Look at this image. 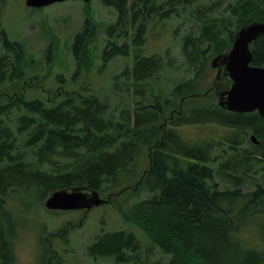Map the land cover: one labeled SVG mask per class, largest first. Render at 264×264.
Returning a JSON list of instances; mask_svg holds the SVG:
<instances>
[{"label": "trees", "instance_id": "trees-1", "mask_svg": "<svg viewBox=\"0 0 264 264\" xmlns=\"http://www.w3.org/2000/svg\"><path fill=\"white\" fill-rule=\"evenodd\" d=\"M99 1L116 16L106 27L101 58L105 64L128 55L132 48L134 66L130 72L124 69L123 77L132 81L134 93L125 107L107 118L96 97H79L73 90L61 100L53 97L55 92L47 99L28 98L25 90L5 93L0 102V264L13 263L15 233L8 236L9 227L2 225L3 220L10 222L4 204L12 193L39 201L55 189L86 185L112 196L119 175H134L137 168L138 141L124 129L155 123L163 106L169 107L171 96L191 98L200 93L188 78L171 82L172 95L152 99L156 97H152L153 83L162 80L158 72L163 57L142 53L149 18L161 16L166 5L171 9L194 6L197 25L180 38L183 61L194 73L207 53L215 55L231 44L239 26L264 20V0H234L227 16L220 17L207 14L214 5L196 7V0H130L129 6V0ZM88 23L85 18L84 29L72 43L76 66L71 78L91 63L90 53L83 48L97 29ZM130 29L132 39L117 43L128 37ZM0 40L5 52L0 53V85L15 83L21 62L18 42L1 27ZM252 52V63L264 66V34L253 43ZM191 123L203 128L215 124L219 129L192 136L182 128ZM170 124L141 174L149 195L134 209L135 218L159 250L170 255L165 264H264V179L253 180V189L248 188L249 175L264 171V117L256 111L233 112L206 102L192 106ZM248 134L257 142L248 141ZM215 148L218 153L212 154ZM253 224L257 230L248 239L244 231ZM140 247L132 231L119 229L96 235L88 252L118 264H141Z\"/></svg>", "mask_w": 264, "mask_h": 264}, {"label": "rangeland", "instance_id": "rangeland-1", "mask_svg": "<svg viewBox=\"0 0 264 264\" xmlns=\"http://www.w3.org/2000/svg\"><path fill=\"white\" fill-rule=\"evenodd\" d=\"M129 2L130 0L128 6ZM195 3L200 8L214 5L207 14L220 17L227 16L234 0H196ZM170 7L164 6L161 16L157 13L149 18L148 28L143 33L142 53L155 55L156 58L160 55L163 57L162 67L158 72L162 80L157 84L153 83L152 97H156L152 99L162 100L172 95L171 82L178 83L188 78H192L197 90L206 95H194L191 98H186V95L171 96L169 107L163 106L164 110L155 123L138 130L132 127L124 129L126 134L138 141L137 168L134 175H119L112 196L100 194L108 199L106 203L94 206L86 212L84 209L52 210L44 205L47 196H42L37 201V198L27 194L12 193L4 204L11 216L10 222H2L4 228L9 227L8 236L15 233L11 244L12 264H118L110 258L92 256L88 252V246L95 241L96 235L119 229L130 230L136 235L141 246L138 251L141 264H165L169 261L170 255L159 250L135 218L136 204L149 195L141 174L149 164L148 155L163 138L164 130L172 126V120L183 117L192 106L216 101L212 91L205 92L216 74V68L210 65L213 55L207 53L201 69H197L195 73L183 61L185 56L181 52L180 38L197 25L194 6H178L177 9ZM169 8L170 11L165 17ZM115 17L113 9L102 5L99 0H65L43 7H29L24 0H0V27L5 30L10 40L18 42L21 52L20 66L16 70L18 78L14 80L15 83L4 81L0 85V102L6 98L5 93L11 94L13 90L15 91L12 93L25 90L28 98L42 99L51 97L55 92L53 97L57 100L65 97L67 91L73 90L79 97H96L103 105L104 118L111 112L117 113L131 99L129 94L134 93L132 81L129 83L123 77L124 69L127 68L130 72L134 62L131 47L128 55L114 57L105 64L101 58L102 48L107 42L106 27L115 21ZM85 18L89 22V28L93 25L97 29L95 38L83 48L84 53H90L91 63L71 78L76 66L72 43L76 34L84 29ZM132 32L130 29L128 37L122 36L117 43L130 41ZM0 53H5L1 40ZM170 60L174 64H170ZM14 117L15 115H11V118ZM217 126L209 124L203 128L197 123H191L182 128L195 136L205 131L217 132ZM112 135H116V132ZM250 135L247 136L248 141ZM213 153L217 154L218 149H213ZM60 161L62 163L63 160ZM215 165L218 168V164ZM215 177L220 182V175ZM260 179H264V171L252 172L249 175L251 183L248 188L253 189V180L255 183ZM119 189L121 190L118 192ZM256 230L257 227L253 224L244 233L249 235L248 239H252L251 236ZM10 241L12 242V237Z\"/></svg>", "mask_w": 264, "mask_h": 264}, {"label": "water", "instance_id": "water-1", "mask_svg": "<svg viewBox=\"0 0 264 264\" xmlns=\"http://www.w3.org/2000/svg\"><path fill=\"white\" fill-rule=\"evenodd\" d=\"M65 0H24L29 7H43ZM90 1V0H81ZM264 34V20H255L239 26L232 36V42L221 52L213 55L210 65L216 68L212 84L206 89L215 94V103L223 109L249 113L256 111L264 117V66L252 63V45ZM203 96L204 93L191 96ZM257 142L255 136H249ZM96 189L86 185H75L51 191L44 205L52 210L84 209L107 202Z\"/></svg>", "mask_w": 264, "mask_h": 264}, {"label": "bare ground", "instance_id": "bare-ground-1", "mask_svg": "<svg viewBox=\"0 0 264 264\" xmlns=\"http://www.w3.org/2000/svg\"><path fill=\"white\" fill-rule=\"evenodd\" d=\"M185 47V46H184ZM192 56V55H191ZM197 59V58H196ZM188 61V60H187ZM190 62V61H189ZM199 64V63H198ZM194 68V67H193ZM29 135V134H28ZM27 138V137H26Z\"/></svg>", "mask_w": 264, "mask_h": 264}]
</instances>
